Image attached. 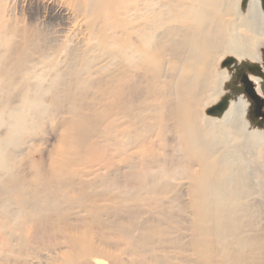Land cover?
<instances>
[{
	"label": "bare ground",
	"instance_id": "6f19581e",
	"mask_svg": "<svg viewBox=\"0 0 264 264\" xmlns=\"http://www.w3.org/2000/svg\"><path fill=\"white\" fill-rule=\"evenodd\" d=\"M20 1L28 10L43 7L51 32L42 34L33 10L28 24L18 17L11 29L4 28L10 31L1 39L8 46L1 55V75L7 81L27 58L33 70L41 66L38 59L56 58L60 63L53 64L69 79L61 86L71 87L72 94L67 98L71 121L63 128L62 146L51 164L50 180L60 194L53 190L58 194L52 195L38 175L35 181L50 193L23 195L22 180L15 177L8 184L19 192V214L31 216L26 215L28 209L33 212L31 203L36 209L42 200H54L55 208L73 201L84 206L73 196L88 195L86 211L101 224L102 215L112 217V225L103 228L123 236L112 244L111 253L95 248L88 238L66 239L58 246L65 245V250L30 252L23 264H105L96 261L102 257L125 264L123 256L138 257L141 264H249L258 240L247 238L249 210L240 186L233 190L235 184L228 182L221 150L222 132L236 128H222L215 119L204 118L201 109L216 97L210 93L214 78L226 74L216 69L222 57L242 59L251 53L239 45L242 33L253 39L264 36L261 0H250L245 12L239 11V0H166L169 7L148 0L133 1L137 7H129L132 0H1V7ZM61 18L66 22L60 24ZM256 82L264 86V81ZM238 109L244 114L248 106ZM74 165L83 166L73 170ZM103 186L111 191L107 197L97 192ZM185 192L191 216L187 227L182 224L186 240L173 229L180 223L176 214L168 217L171 226L162 221L165 204L177 203L179 208ZM1 196L0 190V204L8 202ZM62 211L56 210L55 218H29L24 224L27 243L33 244L47 229L62 230ZM12 251L5 250L2 264H10Z\"/></svg>",
	"mask_w": 264,
	"mask_h": 264
},
{
	"label": "rangeland",
	"instance_id": "374dc122",
	"mask_svg": "<svg viewBox=\"0 0 264 264\" xmlns=\"http://www.w3.org/2000/svg\"><path fill=\"white\" fill-rule=\"evenodd\" d=\"M133 1L135 0H132L129 7H137V1L135 3ZM148 1L150 2H148L150 5H154V2L155 4L159 3L158 5H155L156 7H169L170 5L166 0ZM160 1H162V4ZM191 1L193 0H189V2ZM243 1L244 0H239L238 9L241 12L247 11L250 2H247L246 7L244 8L242 7ZM1 6L0 0V190L2 193L1 201L5 200V202H8L0 204V264H2L3 253L5 250L12 251L13 249V251L9 254V259L11 261L10 264L15 262L17 264H23L27 260V256L31 253L40 255L41 252H43L46 255L49 252L46 249L56 248L64 244L66 239L88 238L91 243L93 242L92 245H94L95 248L100 250L105 249V251H107L106 253H111V251H114L112 244H115V241L121 239V237L123 238V236L114 233L110 228H103V226L112 225L114 221L112 217L106 214L102 215L101 224L98 223L99 221H97L91 213L86 211V209H88L86 206L89 205L88 195L87 197L80 198L77 193H75V196H73L76 199L83 200L84 206L78 204L77 201H73L71 203H63L61 207L55 208L53 204L54 200H50L49 202L42 200L39 201L40 205L37 206L36 209H33L31 203L29 207H31L33 212L30 214L28 211L31 210L28 209L26 214L31 216L26 217L25 215L19 214V208L21 207L15 202L19 196V192H16L12 185L8 184L15 177L22 180V184L19 187H21L23 195H30L32 193L43 195L50 193V191H47L45 188L43 182L35 181L36 176L38 177V175H41L44 178L46 185L52 192V195L55 196L58 194L53 190L58 191L60 194V188L50 180L52 176L51 164L56 158L57 149L62 146L60 139L63 128L66 123L71 121L70 104L67 98H69L72 93L69 94L68 92L71 87L61 86L67 78L64 76L66 73L62 74V71L59 69V64H53L59 61L56 58L48 57L38 59V62H41V66L38 68L34 67V70L31 69L30 66L32 64L31 62V65L28 63L29 58H27V60L25 59L23 66L19 65L7 81L1 75V55H3L8 49V46L5 45L1 39L5 33L8 35L10 31L7 29L6 31L8 32H6V28L11 29L10 25H14V23L17 22L18 17H20L19 22L28 24L29 20H26L27 18L29 19L28 15H30V10H33L32 12H34L33 14L37 19L36 23L37 25L39 23L38 28L40 27L39 29L42 34L45 35L46 31L48 32L51 29V26L48 25L50 20L44 18L42 11L43 7L41 8L34 5V7L28 10L29 7H26L25 3L21 1L16 3L15 7L10 8ZM9 13H11V16L6 17L7 15H10ZM13 15H15L14 18L12 17ZM37 17H39V19ZM21 19L23 20L21 21ZM57 20L60 22H56H59L60 24L61 22L62 24L66 22L64 18L63 20L62 18ZM3 25H5V27L2 28L1 26ZM242 34L244 36L239 38L241 42H239V45L242 49L245 45L244 49L246 50L247 48L248 51L246 53H251H249V55L246 54L247 56H244L242 59H239L238 56L234 54H225L222 57L216 69L218 72L225 70L226 74L220 76V78H214L213 85L211 87L213 90L210 93L216 97H211L210 100L205 103V108H202L201 110L203 111L204 118L215 119L217 122L221 123L220 126L222 128L224 126L228 129L231 126L234 129L236 128L234 132L231 131L230 133L226 132L224 134L222 132L221 134L223 166L227 169L228 182H233L235 184L233 190H238L240 186L242 197L246 204L245 208L249 210L247 222H250L252 227H249V236L247 238H256L258 240L257 251L254 255H251L249 264H264V127L258 126L251 121L249 117V102L243 96L234 93L231 89V84L235 78V68L238 67V65L247 63V65H258L264 68V36L255 35L253 39L252 35L249 33L248 35L244 32ZM255 37L257 38L255 39ZM248 48L250 49L248 50ZM253 57L254 59H252ZM228 58H234L238 62V65L236 64L234 66L235 68L232 67L231 70L228 68H222L223 61ZM42 59H44V61ZM45 62H50L48 65H45L47 67L43 66ZM52 65H55L54 68ZM51 67L53 69H51ZM54 70L56 72H54ZM69 74L73 76L71 71H69ZM252 80L257 84V78L253 77ZM67 81H69V79ZM222 101H226L228 109L226 108L224 113L217 114V116H208L207 111ZM57 102L59 105H57ZM238 104L240 107L243 105L248 106V111L244 114H241V112L239 113ZM94 107L98 110L100 108L98 105H95ZM231 108H236L237 112L232 109L233 111L231 110V113L229 111ZM235 113L237 114L234 115ZM230 117L232 118L230 119ZM235 119L237 120L236 122ZM233 120L235 125L233 122L231 123ZM82 166L83 165H74L71 169H81ZM108 174L109 173L107 172L106 175ZM96 189L99 194L105 197L111 193L110 189H106L104 186ZM96 189L90 188L89 191L93 193V191L96 192ZM105 189L106 191H103ZM63 192H65V190ZM182 194L179 208H177V203L172 204L167 202L165 204L166 207H163L162 221L163 224L166 222L168 226H171L168 224V217L172 214H176L180 223L175 225L173 229L174 231L177 230L178 235H184L186 240L189 235L184 232V228L187 227L186 221H188L191 217L189 213L190 208L188 207V205L190 206V202L189 204H186L189 199L186 197V192L185 196ZM103 205H108L109 207L110 203L105 202ZM62 208L64 209L62 213H65V216L61 221L62 230L51 233L50 230L47 229V233L40 234L36 241L33 240V244L27 243V238H25L24 234V224L27 220L33 216H35V220L49 216L51 218H55V216H53L57 215L55 211L58 209L62 210ZM51 211H53L52 214ZM150 216L155 217L153 214H150ZM5 217L10 218L8 221L10 224L4 223V221H6ZM250 219L253 220L251 221ZM134 222L137 223L138 220L136 219ZM182 224L185 227H183ZM178 235L176 234L175 237ZM6 238H9L8 248L5 247V244L8 242ZM62 248L65 250L66 246L64 245L61 248L58 247L57 249L60 250ZM67 253H71V251H67ZM122 258L125 259V264H127L128 261L129 264H141L140 261H136L138 260V257L123 256ZM101 259H97L96 261H102L105 264H112L106 257H102Z\"/></svg>",
	"mask_w": 264,
	"mask_h": 264
},
{
	"label": "flooded vegetation",
	"instance_id": "af4514ba",
	"mask_svg": "<svg viewBox=\"0 0 264 264\" xmlns=\"http://www.w3.org/2000/svg\"><path fill=\"white\" fill-rule=\"evenodd\" d=\"M253 77L264 81V68L258 65H247L246 67L243 64L238 65L235 68V78L231 84V89L249 102L251 121L264 127V86L263 84L261 86L257 85L252 80Z\"/></svg>",
	"mask_w": 264,
	"mask_h": 264
},
{
	"label": "water",
	"instance_id": "95a60500",
	"mask_svg": "<svg viewBox=\"0 0 264 264\" xmlns=\"http://www.w3.org/2000/svg\"><path fill=\"white\" fill-rule=\"evenodd\" d=\"M250 0H244L243 1V5H242V7H246V5H247V2H249ZM261 2L263 3V8H262V10H263V12H264V0H261ZM238 65V62H237V60L236 59H234V58H228V59H226V60H224L223 61V63H222V68L223 69H225V68H228L229 70H231V68L232 67H234L235 65ZM243 64V66H247V63H242ZM226 108H227V103H226V101H222L221 103H219L218 105H216V106H214V107H212L211 109H209L208 111H207V115L208 116H217V114H222V113H224L225 112V110H226Z\"/></svg>",
	"mask_w": 264,
	"mask_h": 264
}]
</instances>
